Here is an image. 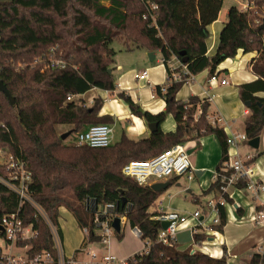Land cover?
<instances>
[{
  "label": "trees",
  "instance_id": "obj_1",
  "mask_svg": "<svg viewBox=\"0 0 264 264\" xmlns=\"http://www.w3.org/2000/svg\"><path fill=\"white\" fill-rule=\"evenodd\" d=\"M249 1L252 7L246 10L234 5L228 8L216 49L207 55V27L217 18L223 0H0V80L14 98L10 104L0 90V149L22 161L31 172L28 193L61 241V207L72 214L81 229H86L81 246L84 248L100 240L93 223L94 208L110 202L131 227L140 230L146 246L145 251L127 258L125 264H226L224 256L212 258L199 252L179 251L175 242H158L156 232L161 223L152 219L156 212L150 208L163 190L138 184L124 176L121 168L129 160H146L208 133L214 134L221 146L219 166L226 158L227 145L222 127L210 125L208 99L191 95L178 100L175 94L188 75L203 70L209 76L218 73L219 63L239 50L257 52L250 62L257 78L239 85V97L249 111L243 119L244 132L249 139L260 135L264 127V95L257 93H264V30L258 26L264 18V0ZM113 40L121 41L128 50L142 47L159 51L169 75V60L181 62L185 57L181 64L187 74L167 83L164 93L160 86L153 88L154 94L165 101V109L156 114L141 110L124 92L118 93L132 114L146 123H158L148 137L134 139L122 132L118 141L106 147L66 143L58 125L76 135L92 124L112 121L109 115H98L101 97L87 104L79 96L91 88L109 92L115 89V52L110 47ZM56 59L63 60L64 66H47ZM167 114L173 116L175 129L163 132L159 124ZM5 174L0 163V175ZM176 179L167 181L172 184ZM217 187L211 182L203 194L213 193ZM123 197L125 204L121 206ZM15 212L22 224L31 225L35 232L30 238H18L16 247L27 246L29 257L44 251L55 256L47 222L0 182V222L3 216ZM219 218L221 231L225 224L223 207ZM114 234L122 237L121 231ZM0 239L6 240L2 229ZM247 264H264V242L260 251L252 252Z\"/></svg>",
  "mask_w": 264,
  "mask_h": 264
},
{
  "label": "crops",
  "instance_id": "obj_2",
  "mask_svg": "<svg viewBox=\"0 0 264 264\" xmlns=\"http://www.w3.org/2000/svg\"><path fill=\"white\" fill-rule=\"evenodd\" d=\"M244 4H248L251 7L252 2L249 0H242L239 4V9L242 10ZM224 22L225 21L220 18L219 12L217 18L208 25L209 35L206 39L207 55H212L214 53L218 43V34ZM148 52L149 50L141 54L138 52L133 56V58L135 57L133 62L137 65V68L134 66L122 67L120 64L115 67V72L112 71L115 84L113 92L91 88L79 96V98L84 99L86 102H90L96 96L101 97L103 103L99 109L98 115H109L112 119L110 124L116 123L120 125L122 132H125L127 136L134 139L148 137L151 132L148 129V123H146L143 118L132 114L127 105L118 97L119 92H124L129 95L141 110L156 114L165 109L164 99L159 95H155L153 88L166 83L169 76L167 68L162 62L159 51H153L154 57L152 60L148 59ZM255 56H257V52L255 51L242 52L239 50L234 57L223 60L216 68L219 77L225 78L227 83L220 84V82L209 81L207 70H203L193 75L189 80L184 81L176 92L175 98L178 100H186L191 95H196L200 99L207 98L210 103L208 107L209 116L220 118L217 126L222 127L225 138L231 131L244 132L243 121L237 118L240 114L241 118L243 116L245 118L249 111L239 97V85L257 78L250 67V62ZM168 65L175 72L180 71L182 64L176 58H171ZM142 70L147 71L148 81L135 78V74ZM257 95L263 96L264 93L259 92ZM110 124L108 125L110 126ZM159 128L163 132L173 131L175 129L173 116L167 114L159 124ZM205 135L207 134L200 136L198 139L187 141L188 150H190V161L193 168V177L189 182H193L196 178L194 186L185 188L188 195H181V191H183L179 182L181 178L177 177L174 183L170 184L158 196L153 207L150 208V211L154 210L156 213L177 211L181 214L189 215L193 211L199 210V218L202 219L204 226L209 224L210 214L206 208V202L213 196L214 192H210L206 195L203 194V191L206 190L212 182V180L210 181L204 178V176L209 174V170L213 171L218 166L221 158V146L214 134L208 133L207 136ZM258 137L259 142L257 148L250 147L247 141L240 145L239 151L243 156L247 154L253 156L251 163L255 172L254 178L264 187V127ZM247 148H251V150L255 151H250ZM258 153L260 154L257 155ZM205 158L206 163L202 164V160ZM167 180L168 179L158 181ZM158 181H153L152 183ZM246 194H249L248 198L244 196ZM228 197L230 200L227 201L223 207L225 212V224L222 226V230L219 231L217 237L212 235L211 232H207L201 228L196 233L199 237L197 239L196 235H192L189 230L190 227L196 225V219L191 218L187 226L179 229L177 232L175 242L177 250L178 245L188 244L189 249L185 251L203 253L212 258H221L224 256L226 264H247L252 252L260 251L264 242V225L256 224L253 220V216L255 215L257 207L264 203V189L255 196L248 190L231 187L228 191ZM179 198H182L183 202L192 205L191 207L194 210L190 211L179 205L176 201ZM61 208L59 209V213ZM126 225H128L130 229L129 235L134 238H139L141 241L140 236L135 234L133 227L129 225L128 221ZM81 232L84 237L82 229ZM122 238H124V233ZM140 241L137 246L131 249L126 248V246L121 247V242L112 245L113 242L109 239L106 242L105 253L120 258H129L134 254L145 251V243ZM109 242L111 245H109ZM9 249L16 254L26 251V248H19L14 245ZM75 250L65 255H73ZM95 251L105 254L100 250ZM80 254L81 252L76 256L79 257ZM85 258H87L86 255L82 253L80 259Z\"/></svg>",
  "mask_w": 264,
  "mask_h": 264
},
{
  "label": "built area",
  "instance_id": "obj_3",
  "mask_svg": "<svg viewBox=\"0 0 264 264\" xmlns=\"http://www.w3.org/2000/svg\"><path fill=\"white\" fill-rule=\"evenodd\" d=\"M153 8L155 7L152 5ZM252 7V4H251ZM250 5L244 4L242 10L251 8ZM48 67H63V60H51ZM171 74L166 80V84L159 87L160 92L164 93L167 83L180 80L182 75L187 74V69L181 65L180 71H175L168 65ZM193 75H188L189 80ZM138 80L148 81V73L142 70L135 74ZM209 81L227 83L225 78H220L218 73L209 76ZM210 125L217 126L220 118L207 116ZM249 140L245 132L231 131L225 138L227 145L226 158L220 163L218 168L212 171L211 180L218 187L215 189L212 197L206 202V208L210 214V222L204 226L202 219L199 218L200 211L195 210L189 215L181 214L177 211L159 212L152 216V219L161 222H168V225L160 228L156 232V240L163 245L170 242H176V235L179 229L185 228L189 219H196V225L190 227V232L195 235L199 229L203 228L216 236L219 234L218 226L220 225L219 209L227 203L229 188H241L252 192L255 196L261 192L264 187L254 176L255 172L252 167V155H241L239 149L242 143ZM75 143L86 144L91 147H106L111 141V127L105 123L92 124L75 135ZM4 176L0 175V182L6 185L10 190L17 194L21 202H28L36 212L47 222L52 234L55 256L49 251H44L33 257H29L26 251L20 254L13 253L10 247L15 245L18 238L27 239L34 236L35 232L31 225L24 226L17 213H10L1 218L0 226L5 233L7 242V252H2L0 264H125L126 260H118L115 256L105 253L101 254L95 250L84 247L78 250L76 254L67 256L62 250V241L54 228L47 219L42 208L30 197L28 193V183L31 179V172L25 167L22 161L6 153L3 157ZM193 168L188 153L186 142L175 144L159 154L146 160H129L121 168V173L136 181L140 185H150L153 181L166 180L171 177H184L191 180L193 177ZM119 217L121 222H127L124 214L117 212L114 203H105L102 206L94 208L93 223L96 226V232L100 238V243H106L114 235L115 230L111 226L112 220ZM253 220L256 224L264 225V203L257 208ZM86 233V229H82ZM135 234L141 235L137 227H133ZM27 248V246L22 247ZM146 250V249H145ZM84 253L87 258L78 259L79 253Z\"/></svg>",
  "mask_w": 264,
  "mask_h": 264
},
{
  "label": "rangeland",
  "instance_id": "obj_4",
  "mask_svg": "<svg viewBox=\"0 0 264 264\" xmlns=\"http://www.w3.org/2000/svg\"><path fill=\"white\" fill-rule=\"evenodd\" d=\"M241 1L242 0H223L222 5H221V9L219 11L220 12V18L225 21L228 8L232 5L239 8L240 7L239 4ZM110 47L115 52L114 63H113L114 67L112 70L114 72H115V67L118 64L122 65V67L134 66L135 68H137V65L133 62V60L135 59V57L133 58V56H135V54H137L138 52H139V54H141L144 51H146V49L142 48V47L133 48L131 50L125 49L123 43L121 41H118V40H113ZM91 101L90 102L85 101V102L87 104H90ZM237 119L243 121L244 116L241 118V114H240V116ZM110 127H111V141L112 142L118 141L121 137V134H122V129L120 128L121 126L116 124V123H111ZM66 131H67L66 127L58 125V132L64 133ZM207 135H205V136H207ZM74 136H75L74 132L70 133L69 136L67 138H65V142L70 143V142L74 141L73 140ZM186 144H187V142H186ZM247 149L250 151H255V150H251V148H247ZM4 152H5L4 150L0 149V162H3V160H4V158H3L5 156ZM205 163H206V158L202 160V164H205ZM209 171H210L209 174L204 176V178L209 179L211 181L212 170H209ZM179 182L181 184V189L183 190V191H181V195L187 196L188 193H186L185 188L194 186L196 183V178L194 179L193 182H191V181L189 182V180H186L184 177H181ZM244 196L246 198H248L249 194H246ZM176 201L178 202L179 205L183 206V208H187L190 211L194 210L191 207L192 205H190L189 203L183 202L182 198H179ZM59 224H60L62 234H63L62 250H63L64 254H70V253H72L73 250L82 248L81 247L82 246L81 241H82L83 235L81 232V228L76 223L72 214L68 210H66L65 208H61V210H60ZM120 225H121L122 236L124 233V238L121 237L119 239L116 237L115 234L112 235L109 238L110 241L113 242L112 245L118 244L119 242H121V247L126 246V248L132 249L135 246H137L139 244L140 239L136 238V237L134 238L133 236L129 235L130 229H129V226L126 225L125 221L121 222ZM140 242L143 243V240H141ZM106 245H107L106 243L104 244V243H100L99 241H93L91 243H88L86 247L90 248V249L100 250V251H102V253H105L106 252V250H105ZM109 245H111L110 242H109ZM177 248L179 251H185V250L189 249V246H188V244H180L177 246ZM0 249L2 250V252H7L8 247H7V242L5 240L0 239ZM81 256H82V253L79 255L78 259H80ZM116 258L118 260H126L128 257H125V258L116 257Z\"/></svg>",
  "mask_w": 264,
  "mask_h": 264
},
{
  "label": "water",
  "instance_id": "obj_5",
  "mask_svg": "<svg viewBox=\"0 0 264 264\" xmlns=\"http://www.w3.org/2000/svg\"><path fill=\"white\" fill-rule=\"evenodd\" d=\"M258 28L260 30H264V18L261 20V23L259 24ZM180 54H183V52H181ZM148 59L152 60L154 57L153 51H149L147 53ZM186 61L185 57L181 58V62L184 63ZM0 90L6 95L7 100L10 102V104L14 103V98L9 94V92L7 91L5 85L2 83V81L0 80ZM158 126L157 122H150L148 123V129L150 132H153L154 130H156ZM70 134V130L62 133L60 135V137L62 139L66 138L68 135ZM258 142H259V137H254L248 140V145L252 148H257L258 147ZM188 153H190V150H188ZM170 185L169 181H161V182H154L152 184H150V188L154 191H159V190H164L166 189L168 186ZM125 204V198L123 197L121 199V206H123ZM168 225V222H161V227L165 228ZM111 226L113 227V229L115 230V232H120L121 230V225H120V219L119 217H115L112 220ZM0 229L1 226H0Z\"/></svg>",
  "mask_w": 264,
  "mask_h": 264
}]
</instances>
